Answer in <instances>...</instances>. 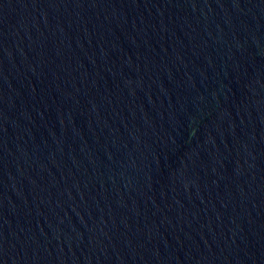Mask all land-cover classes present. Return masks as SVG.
Listing matches in <instances>:
<instances>
[{
	"label": "water",
	"instance_id": "obj_1",
	"mask_svg": "<svg viewBox=\"0 0 264 264\" xmlns=\"http://www.w3.org/2000/svg\"><path fill=\"white\" fill-rule=\"evenodd\" d=\"M0 264H264V0H0Z\"/></svg>",
	"mask_w": 264,
	"mask_h": 264
}]
</instances>
